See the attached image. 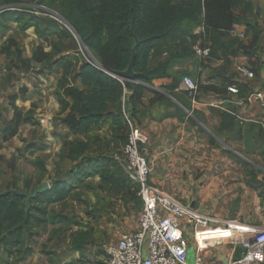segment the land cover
I'll list each match as a JSON object with an SVG mask.
<instances>
[{"label": "crops", "instance_id": "0c3cea01", "mask_svg": "<svg viewBox=\"0 0 264 264\" xmlns=\"http://www.w3.org/2000/svg\"><path fill=\"white\" fill-rule=\"evenodd\" d=\"M31 1L47 4L50 2L48 0ZM31 1H25L22 4H28ZM253 3L259 12V15L253 18L260 30V41L256 50L260 62L259 76L252 81L239 80L236 66L251 67V65L248 57L243 55L241 51L236 56L231 55V52L235 51L237 47L234 46L230 49L226 38L219 41V45L224 49H220L214 58L199 61L195 56V47L199 44L212 46L210 39L204 43L205 40L202 37L205 34V29L203 27L176 29L165 41L158 43L150 53L147 62L149 70H153L160 62L172 60L169 77L154 79L151 84L146 85L147 91L142 98V104L135 111L134 122L142 128L148 137L144 149H146L145 153L152 168L151 181L154 186L179 196L192 209L216 217L222 222L234 221L244 226L264 228V200L259 197L258 191L247 185L248 178L244 176L242 163L236 158L237 164L230 158L229 152L225 153L224 149L217 144H212L209 139L210 134L207 133V129L205 132L202 131L201 127L203 126L200 123L199 126H196L188 120V118H192L190 114L192 115L194 111H197L205 119L207 128L216 131L221 128L220 115L234 109L238 119L236 126L238 123L240 124V120H243V125L252 123L257 127L264 128V110L260 107L247 105L244 99L229 92L224 95L209 92L199 94V99L196 101L185 98V101L191 104L192 113H190L175 97L182 98L181 92H185L182 85L184 76H190L196 82L207 79L205 84L222 87L223 81L220 82L222 79L209 76L214 69L219 72L222 71L221 74H215L225 78L231 77L232 69L233 79H229L247 85L249 91H256L260 88L261 79L264 76V0H253ZM4 14L10 15L11 19L0 23L1 162L9 161L12 153L20 149L16 141L24 129L33 128L30 123H22L18 134L13 139L5 143L2 141L3 131L6 128V117H11L9 112L15 107L20 108L23 113L25 111V113L40 111V114L36 113V117H39L37 121L43 129V126L49 125L48 131L51 129L49 132L51 141L55 142V139L59 138L58 134L62 135V140L66 138L65 140L84 141L83 137L72 134L70 129L59 120L56 122L53 120V118L61 116L62 106L58 102L57 96L58 78L61 76V71L56 72L52 64L59 58L67 57L72 53L61 51L59 46L57 48V42L60 39L56 37L54 42H51L53 41L50 40L51 35L45 30L40 38L35 35L33 40L29 38V41L19 42L15 32L12 31V28L17 25L12 18L16 19L23 15L30 19L32 16L18 11H6L0 13V19L8 17L3 16ZM2 16L3 18H1ZM52 23L54 24L53 21ZM237 28L241 29L244 26L240 25ZM11 34L14 35L9 37ZM25 44L26 46L23 48L21 45ZM244 44L246 45L247 41ZM38 49L48 56L43 63L32 62ZM227 61L232 65L230 71L227 67L222 68ZM24 63L30 64V70L28 67H24ZM169 86L176 88L173 94L163 89ZM224 88L226 87L224 86ZM125 92L129 93L126 88ZM152 92H158L164 97V100L152 105L151 100L154 97ZM20 93L23 94L24 99ZM180 110L188 114L181 117ZM27 137V135L22 136L23 139ZM28 139V143H30L31 140ZM60 144V148H63L62 141ZM27 145L26 149L30 156L40 150L35 145ZM231 148L237 149L234 144ZM36 160L39 159L37 157L34 160L26 159L27 162L31 161L30 163L33 165ZM20 163L21 161L18 164ZM8 173L7 175L11 174V172ZM261 177L259 180L264 183V179ZM132 213H134L133 216L126 222L116 221V225L113 224L115 229L112 231L116 233V237L111 243L116 242L122 233L137 228L139 213L137 215L135 212ZM182 228L190 243L189 256L193 259L198 249V242L194 238V228L188 226L186 222H182ZM53 229V227L47 228L48 232L44 235L42 234L44 228L39 231L40 236H44L41 237L44 242L42 245L47 246L48 254L41 253L38 242H30V246L34 249L33 253L28 254L22 260L9 256L0 249V264H64L70 262L71 259L80 258L78 252L64 251L62 246L56 243V239L51 240L50 234ZM204 231L201 234L198 233V235H202L199 243L205 247L203 255L209 264H230L243 256L244 250L241 246L239 244L234 245V242L240 238L239 234L227 230L225 224L221 223ZM29 244H26V247H29ZM87 256L91 259L95 258L90 253Z\"/></svg>", "mask_w": 264, "mask_h": 264}, {"label": "trees", "instance_id": "16d2710c", "mask_svg": "<svg viewBox=\"0 0 264 264\" xmlns=\"http://www.w3.org/2000/svg\"><path fill=\"white\" fill-rule=\"evenodd\" d=\"M59 1L63 10L62 15L91 53L89 58L69 55L59 58L52 64L56 72L61 71L57 96L62 106V113L57 120L76 136L85 137L106 122L117 129L122 130L123 126L128 129L123 110L125 109L134 120L135 111L142 104V98L147 91L146 85L151 84L154 79L169 77L172 60L160 62L153 70L148 69L147 62L152 49L158 43L165 41L176 29L203 27L204 43L209 39L212 41L211 58L220 49H224L219 45V41L226 38L230 49L237 47L231 55L236 56L241 51L249 61L259 59L256 50L260 41V30L253 20L259 12L253 0ZM19 4H22V0H0V7ZM30 19L43 21L35 17ZM240 25L245 27L248 37L246 45L230 36V32ZM137 40L139 46L134 66V71L138 74L137 82L132 85L129 93H126L125 83L114 78L112 74L125 72L128 69ZM47 58L48 56L38 49L32 62L43 63ZM250 65L255 76H259L260 68L255 70L252 68L254 64L250 62ZM230 86L238 89V96L241 99H245L250 92L247 85L230 80L226 88L213 84H199L198 93L211 92L224 95L227 94ZM163 89L173 94L176 88L169 86ZM152 94L154 95L151 100L152 105L164 100L158 92ZM181 95L182 98L175 96L178 102L185 109L192 111L191 104L185 101V98H189V93L185 91L181 92ZM195 99H199V96L196 95ZM12 112L11 117H6V128L2 137L4 143L18 134L22 123L32 124L30 112L23 113L17 107L13 108ZM179 112L181 117L186 116L184 111ZM193 114L195 119L188 118V120L196 126L200 123L203 126L202 131L205 132V119L197 111ZM220 119L221 128L216 130V133L233 131L238 122L234 109L223 112ZM240 137H243L241 132ZM209 139L212 144H216L214 137L210 136ZM89 150L88 141L71 143L65 158L74 163L80 161L83 164L87 163L99 176L100 181L112 188L126 184L125 175V179L122 180L109 172L115 163L123 173L113 157L92 159L88 156ZM34 165L45 172V165L39 160H36ZM247 185L258 191L259 197L264 200V183L252 178L247 181ZM13 191L0 193V249L7 255H11L13 249L18 251L19 247L33 240L47 223L63 222L65 219L54 215L47 206L63 203L71 193L64 182H56L50 190L30 200L23 195L28 194L27 192ZM87 237L86 232L79 233L73 242L72 250L78 252L80 258L64 264H104L86 257L84 248ZM30 251L31 249H26V253Z\"/></svg>", "mask_w": 264, "mask_h": 264}, {"label": "rangeland", "instance_id": "374dc122", "mask_svg": "<svg viewBox=\"0 0 264 264\" xmlns=\"http://www.w3.org/2000/svg\"><path fill=\"white\" fill-rule=\"evenodd\" d=\"M25 1L31 0H22V2ZM48 1H50L48 3L53 9L63 14L59 0ZM1 6L4 7L3 9L6 7L3 5ZM5 15L6 14L3 16ZM3 16L1 18H3ZM10 19L11 17L9 15L6 19H0V23H3L4 20L10 21ZM12 20L17 24L16 27L12 28V31L15 32L14 34L19 42L29 41V38L32 39L35 35L37 38H40L46 31L51 35L50 40H53L51 42H54L56 37L60 39L59 42H57V48L59 46L61 51H68L72 53L70 56L79 55V57L84 59L91 56V53L79 43L72 33L68 30L56 27L50 20L33 21L23 15L16 19L12 18ZM14 34L9 35V37ZM9 37L6 39V42ZM21 46L24 48L26 44ZM216 55L217 54L213 55L212 58ZM249 62L254 64L252 65L253 69L257 70L260 68L259 59L255 61L250 60ZM24 67H28L29 70L31 68L30 64L27 63H24ZM225 67L230 71L232 65L227 61L222 68ZM215 73L221 74L222 71L219 72L217 69H214L213 73L209 75L211 78L217 77L222 79L220 80V82L223 81L222 86L226 87L230 82L229 78L233 79L232 69L231 77L229 78ZM197 83L198 85H206L207 79L198 80ZM35 85L37 84L35 83ZM20 95L22 99H24L23 94L20 93ZM197 96H199V93ZM12 111L13 109L9 112L10 116L13 114ZM188 111L192 113L191 110ZM36 113L40 114V111L30 112L33 128L24 129L21 136L17 138L16 143L19 144L20 149L12 153L9 161L2 163L0 159V193L6 192L7 190H17L31 194L44 183H48L51 189L56 182H64L71 190L70 197L63 203L51 204L48 205L47 208L52 211L54 215L64 218L65 220L61 223H47L42 227L44 228L42 234L44 235L48 232L47 228L50 229V227H53L54 229L50 234L51 240L53 238L56 239V243L60 244L64 251L74 252L72 250L73 241L78 237L80 232H86L88 235L84 248L86 257L90 260L104 263V248L116 237V233L112 231L115 229L113 224L116 225V221L120 223L126 222V220H129L130 217L133 216L134 213L132 212H135L137 215L140 211L141 202L136 196L133 185L129 184L127 180L126 184L122 187L114 186L112 188L111 186L103 184L99 176L94 173L95 171L93 168L87 163L83 164L81 161L79 163H74L65 158L69 145L78 141L65 140L66 138L62 140V135L60 134H58L59 138L55 139V142L51 141L49 136L51 129L48 131L49 125L43 126L44 129L40 127L37 121L39 117H36ZM192 116L195 118L193 113ZM53 120L56 122L57 118H53ZM205 128L210 136L215 137L216 144L224 149L225 153L229 152L230 158L235 162L238 160L243 163V167H241L248 181L252 180V178H257L259 180L260 176L264 179V128L257 127L252 123H248L247 125H240L238 123L233 131H226L223 133L211 131L206 125ZM240 132L244 136L243 139H240ZM23 135H27L28 137L23 139ZM127 135L128 129H125L124 126L121 130L117 129V127L109 122L101 124L89 135L83 137L84 141H88L90 144L88 156L92 159H112L113 155L124 146ZM28 138L31 140L30 143H28ZM61 141L63 148L59 146ZM231 143L237 148L236 150L231 148ZM27 144L35 145L39 147L40 150L35 153L36 155L31 154L30 156L26 149L28 146ZM26 155H28L29 158L26 157ZM36 157L45 165V172H42L38 167L30 163L31 161H26V159L34 160ZM19 161H21L20 164H18ZM79 164H82V166ZM109 172L114 174L117 178L122 180L125 179L124 173H122L115 163L114 166L109 169ZM7 173L10 175H7ZM41 237L44 236H40V232H38L36 237L28 241L27 244L30 242H38L41 253L45 255L48 254L46 251L47 246L45 244L42 245L44 242ZM28 248L31 249V251L26 253V249ZM33 250L30 244L29 247H26L25 244L19 247L18 251L13 249L12 254L9 256L17 257L18 260H22L28 256V254L31 255ZM89 253L95 258L91 259L87 256ZM73 260L74 259H71L70 261ZM51 261L53 263V258ZM188 263L193 264L194 258L192 259L189 256Z\"/></svg>", "mask_w": 264, "mask_h": 264}, {"label": "built area", "instance_id": "2783aa9c", "mask_svg": "<svg viewBox=\"0 0 264 264\" xmlns=\"http://www.w3.org/2000/svg\"><path fill=\"white\" fill-rule=\"evenodd\" d=\"M5 11H18L38 19L52 20L56 26L68 30L75 36L74 29L64 16L49 4L31 1L28 4L6 6ZM232 38L246 42L248 37L244 28L237 26L230 32ZM211 45L199 44L195 47V56L199 61L211 58ZM167 55V54H166ZM165 55V56H166ZM239 80H255L256 76L248 66H236ZM182 85L189 98L196 101L198 83L190 76L182 78ZM228 92L238 95L236 87H228ZM249 106L260 107L264 110V94L250 91L244 99ZM128 125V135L122 149L113 155L115 162L121 167L126 180L133 185L136 196L141 202L138 214V226L133 231L124 232L120 238L104 248V264H189L190 243L185 236L182 222L194 228V238L198 242L197 254L193 264H209L203 253L205 247L199 240L208 228L225 224L227 230L237 232L239 244L244 250L243 256L230 264H264V228L259 226H244L234 221H220L216 217L202 214L186 205L182 199L157 188L151 181L152 168L146 149L148 137L130 115L123 110ZM243 125L244 121L240 120ZM236 226L238 229H235ZM197 236V237H196Z\"/></svg>", "mask_w": 264, "mask_h": 264}, {"label": "water", "instance_id": "95a60500", "mask_svg": "<svg viewBox=\"0 0 264 264\" xmlns=\"http://www.w3.org/2000/svg\"><path fill=\"white\" fill-rule=\"evenodd\" d=\"M75 37L77 38V40L79 41V43L86 49L88 50L84 44L82 43L81 39L79 38V36L75 33ZM139 46V41L137 40V44L133 50V55H132V59H131V63L128 67V69L125 72H119V73H115L112 74L114 78H117L121 81H123L125 83V87L127 89V91L129 92L132 89V85L134 83H136V79L138 77V74L134 71V66L137 60V49ZM256 93L259 94H264V76L261 79V85L260 88L258 90H256ZM190 116L195 119L191 114ZM50 190V186L48 183H44L40 188L36 189L33 191V193L31 194H23L26 195L28 200L32 199V198H36L39 194H42L46 191ZM13 192L15 193H19V191L14 190Z\"/></svg>", "mask_w": 264, "mask_h": 264}, {"label": "bare ground", "instance_id": "6f19581e", "mask_svg": "<svg viewBox=\"0 0 264 264\" xmlns=\"http://www.w3.org/2000/svg\"><path fill=\"white\" fill-rule=\"evenodd\" d=\"M237 227H239V226H236V228H235V229H238Z\"/></svg>", "mask_w": 264, "mask_h": 264}]
</instances>
